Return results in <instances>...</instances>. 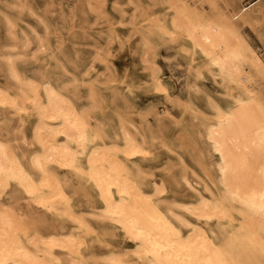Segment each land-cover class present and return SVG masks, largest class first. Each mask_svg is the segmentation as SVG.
<instances>
[{
	"label": "bare ground",
	"instance_id": "1",
	"mask_svg": "<svg viewBox=\"0 0 264 264\" xmlns=\"http://www.w3.org/2000/svg\"><path fill=\"white\" fill-rule=\"evenodd\" d=\"M11 1L17 11L0 10L10 40L0 66L11 80L0 84V259L196 264V253L207 249L208 255L200 251L202 262L264 264V223L246 204L264 194V61L239 29V20L256 10L243 0L238 7L229 0H83L91 17L85 26L76 23L82 0L71 7L59 0L62 18L73 22L65 36L51 22L50 5ZM25 12L40 30L29 23L27 33ZM77 40L91 47L89 64L62 67L72 82L88 87L90 104L81 109L64 87L22 70L29 63H61L68 43ZM165 53L184 66L185 94L172 95L162 81L163 63L172 62ZM200 79L219 85L232 105L209 96L207 112L194 106L188 93L198 90ZM140 87L179 106L177 129L190 136L199 171L187 162L184 143L164 138L171 110L158 117L157 130L147 122L145 132L121 113L123 92ZM101 112L111 115L109 124L116 119L112 135L97 118ZM27 118H34L31 139ZM161 149L177 162L161 158ZM177 166L172 188L157 170L169 174ZM181 186L187 195H178ZM20 198L27 209L17 205ZM152 243L168 251L154 256Z\"/></svg>",
	"mask_w": 264,
	"mask_h": 264
},
{
	"label": "rangeland",
	"instance_id": "2",
	"mask_svg": "<svg viewBox=\"0 0 264 264\" xmlns=\"http://www.w3.org/2000/svg\"><path fill=\"white\" fill-rule=\"evenodd\" d=\"M142 1L148 2L149 0H145V1L142 0ZM229 1L231 2L232 5L236 7L240 5L238 0H229ZM38 2L42 6L44 5L51 6L50 19L52 24L58 25L65 32V36L70 35L69 31L72 30L73 22H71L70 19L62 18L61 5L59 3V0H54V1L38 0ZM72 2H76V0H67L65 6L71 7ZM83 2L84 1L82 0L81 3L78 4L77 6L78 21L76 23L80 25L82 20L83 24L87 26L91 20V17L86 12H84ZM243 2L245 3L246 7H252L256 11L254 12L253 17L239 20V29L241 28L240 30L242 31V34L245 36L247 42L250 45L260 50L262 59L264 61V0H243ZM11 4H12L11 0H0V10L5 8V9H10L12 11H17L16 8L11 7ZM1 14L3 13L0 12V53L1 52L6 53L9 51L6 46L10 44V40L6 33V26ZM23 18L25 19V22H23L22 25L24 26L27 33L30 31L28 29L30 28V24L36 26L39 30L40 27H42L41 24H39L34 17L29 16V14L26 12L24 13ZM19 37L21 38V35H19ZM154 38L156 39L155 36ZM77 43L78 44L75 46L71 45L70 42L68 43L69 52L68 54L66 53L65 56L66 59L61 57L62 60L61 63L52 62L51 66L48 68L45 67L43 64L29 63L22 65V70L29 76L35 77L37 79L38 78L49 79L57 86L64 87L71 101L76 105L77 108L81 109L90 104L89 91H87L88 87L87 85L81 82H72L70 80L71 76L66 74L62 67V65H65L67 69H70L73 66V69L76 70L77 67L83 69L85 66L89 64V61L92 57L91 47L89 45L82 44L80 40H77ZM86 43H90V41H86ZM165 55L171 57L172 62L163 63L162 65L163 73L161 74L162 81L164 82L165 86L171 92H173L172 95H179L181 93L185 94L187 92L188 78H187V74H185L184 72L185 71L184 66L182 64H177V65L174 64L177 61L173 60L172 54L165 53ZM97 65L99 66L100 64L97 63ZM10 81L11 80L9 79L7 73L2 68V66H0V84L5 86H10ZM67 83L69 84L67 85ZM197 86H198V90L191 89L188 93V97L193 102L194 106L207 112L208 109L210 108L209 96L215 102L223 106L232 105V100L229 97L225 96L224 90L219 85L213 84L211 81H207L206 79H200L197 81ZM163 101L166 103V105L162 103ZM178 108L179 106L171 105L170 102L165 101L160 92H155L153 89L150 88L140 87V88L132 89L131 91L123 92V106L121 104L120 110L121 113L125 115L126 119L133 122L142 132L146 131L147 122H150V124L153 125V129L157 130L158 121L156 122V120L158 119V117L164 115V111H163L164 109H168L169 111L171 110L169 118H166L164 120V124H165L163 130L164 138L166 140H169V142L174 139L179 140L180 143H184L186 149L188 150V147L190 146L189 145L190 136L186 132L183 134L181 127L177 129L178 118L176 115V111L178 110ZM96 115L97 118H99L100 120H102L107 124L106 131L107 133H109V135H112L114 129L112 125L114 124L115 127L117 126L116 119L113 118L114 123L109 124V121L107 119V117L111 116L109 113L105 114L101 112V113H97ZM33 119L34 118H27L26 119L27 126L25 125L24 127V132L30 139L32 137L31 127H32ZM188 151H189V157L187 162L193 168L199 171V168L201 167L200 158L197 155H195L192 151L190 150ZM160 157L164 159L167 158L165 161L170 159L171 163L177 162L176 157L172 156L171 154H167L165 149L160 150ZM161 167H164V165H161L160 168ZM180 167L181 166L175 167L173 171H171V173L169 174L167 172L162 171L161 169L157 170V173L163 174L167 179V184L173 188L176 183L177 180L176 177L178 171L180 170ZM184 189L185 188L181 186L182 193L178 192V195H187L185 194ZM192 196H193L192 193L188 194V197H192ZM6 199L7 200L10 199V195L7 196ZM12 201L15 203L14 198H12ZM17 205H19L24 209H27L28 207L27 202L23 198H20L17 201ZM34 210L36 211L37 214H43L37 209ZM29 214H33V213L29 212ZM31 218L33 219V223L35 225L41 228H45L40 218H38L37 216H31Z\"/></svg>",
	"mask_w": 264,
	"mask_h": 264
},
{
	"label": "snow or ice",
	"instance_id": "3",
	"mask_svg": "<svg viewBox=\"0 0 264 264\" xmlns=\"http://www.w3.org/2000/svg\"><path fill=\"white\" fill-rule=\"evenodd\" d=\"M260 147H261V150L264 151V138H262L260 140ZM262 173H264V170H262ZM242 203H244V202H242ZM246 204H247L248 208L259 213L261 222L264 223V194L260 195L258 203H257L256 199L253 198V199H250L249 201H247ZM151 247L154 250H157V251H153L152 255H154V256L158 254V251L159 252H167L168 251L167 249H164L159 243H152ZM200 251H202L205 255H208L207 249H201ZM200 251H198L196 253V255H197L196 264H226V262L223 261L222 259H220L219 257H217L215 259V261L208 259V260L202 262L199 259ZM0 264H5V262L2 259H0Z\"/></svg>",
	"mask_w": 264,
	"mask_h": 264
}]
</instances>
